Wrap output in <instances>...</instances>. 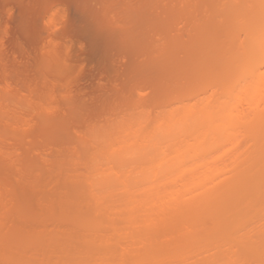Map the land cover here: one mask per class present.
Returning a JSON list of instances; mask_svg holds the SVG:
<instances>
[{
  "label": "rangeland",
  "instance_id": "obj_1",
  "mask_svg": "<svg viewBox=\"0 0 264 264\" xmlns=\"http://www.w3.org/2000/svg\"><path fill=\"white\" fill-rule=\"evenodd\" d=\"M246 1L250 6L253 3L256 6V0H237V4ZM223 2L226 4L224 5ZM237 4L233 0H0V264H87L88 262L95 264L94 260L97 259L92 262L88 258L93 259V256L105 250H108L107 253L110 251L109 255L112 251V254L119 252L125 257L132 258V264H148V261H152L150 262L152 264L153 260H157V264H193L194 262V264H213L210 258L215 259L213 256H216V250L224 255L221 253V257L218 253L217 258L232 257H230L232 260L226 258L229 264L263 262L262 257L247 251L245 253L239 251L242 255L238 252L233 253V257L229 243L215 247L217 240L214 241L210 236L212 247L211 244L209 246L207 244V249L203 243L205 249L202 245L198 248V241L202 240L199 238L205 231L203 229H207L208 233V226L215 225L214 216L211 214L214 212H210L215 207H211L210 210V207H205L207 210L203 208L209 212L201 213L205 219L201 218L204 221V225L201 223L202 229L199 226L202 234L196 232V226L191 230L195 232V236L197 234L201 236H197L198 241L195 239L197 244L193 241L192 249L195 250H192L194 252L192 256H188L189 258L184 257V254L192 253L189 254L190 250L187 248L189 245L192 246L190 237L194 236L192 232V236L189 233L190 237L187 238L189 228L187 231L183 229L184 227L179 229L172 227L173 230L171 228L168 230L160 227L161 224L155 223L156 227L152 228L154 235L151 234L153 238L150 239V231L144 229L146 226L143 222L133 225L126 222V217H129L134 205L128 206L124 202V198L131 199V195L125 193L124 189L129 184L133 186L136 179L130 180L131 183L127 182L129 184L115 182L118 189L116 188V193L114 191V195L110 196L111 199H117L115 201L118 203L123 199L124 204L120 202L123 205H120L121 209L110 211L107 215L123 228L122 236L116 235L111 231L112 228H107L111 227L108 225L112 222L110 218L101 216L100 212L97 215L92 213L93 218L103 217L106 223L110 219L108 224H104L102 220L106 228L102 232L106 230L104 234H109L115 239L102 245L94 244V228L85 220L87 217L91 218L87 216L91 214L90 206H87L90 205L89 201L87 202L88 197L84 193L79 194L84 197L76 196L78 193L76 189L81 183V187L88 185V180H85L88 176L86 173L90 171L91 160H88L90 159L88 154L90 153L91 157L93 150L99 153L100 149H95V146L105 140H111L109 138L112 136V138L116 137L118 126L128 124L125 123L126 120L123 121L122 116L126 119L129 114L131 120L130 114L132 117L136 115V119L145 110L149 115L146 113V118L151 122L156 119V115L162 116L166 110L179 105L178 103L181 105V102L184 104L201 101L206 95H211L214 103L229 102L231 105L229 108L233 112L239 110L241 113L252 114L255 111H264V60L259 61L253 68L249 66L252 69L248 68L244 74L237 75L235 72L237 59L235 60L234 53L244 42L242 39L245 40L246 35L245 22L248 18L244 11L250 13L253 8H245L243 5L240 8ZM238 7L240 12L241 10L244 12H241L243 16L239 20L233 17V12L239 10ZM231 8L236 10L230 11ZM229 14H232L231 17ZM248 16L250 17L249 14ZM231 18L232 21L229 20ZM229 47L231 50L235 49L234 53L230 52L233 54H230L231 57L223 52H229ZM227 56L228 61L236 62L234 64L232 61H230L232 64L224 62ZM225 63L232 66L226 65L229 67L227 70ZM222 69L224 73L221 72ZM215 70L221 72L223 76ZM216 75L221 77L216 78L215 81L213 77ZM159 111L161 112L157 113ZM121 117L125 124L120 120ZM132 119L134 121V118ZM117 120L123 125L117 126L119 124ZM133 121L131 120L130 123ZM244 121L234 126L232 124L225 136H215L217 140H214L202 155L200 171L211 175L214 181L208 183L211 187L216 184L222 189L223 185L226 190L228 188L231 190L233 196L243 195L249 200L250 196L248 198L246 192L238 191L241 185L237 181H242L239 176L245 171L246 174H248L247 170L249 173L252 171L249 168L254 165L248 161L254 156L253 154H256L253 146H256L257 141H254L255 137L254 140L252 139L250 132L248 133L249 128ZM111 130L114 131L112 135ZM120 131L118 130L117 133L120 134ZM187 136L190 137L188 134ZM98 139L101 141L95 143L94 141H99ZM248 152L251 155H248ZM143 163L146 165V162H142L139 163L140 166ZM115 165L118 167L119 164ZM129 165L122 167L129 170L132 168V166L129 168ZM136 169L139 170L138 167ZM253 169L255 171L258 168ZM259 174L261 176L264 174V166ZM232 176L233 179L238 176L239 180H235L236 184L230 179ZM224 178H228L226 182L225 179L217 184V181ZM261 179L255 180L260 181L264 186V179L263 181ZM245 181L248 186L250 182ZM233 184L240 187H235ZM232 186L237 190H233ZM225 189L224 193L223 190H219L223 194L220 198L225 197ZM255 191L257 193L258 188ZM229 193L227 198L225 197L228 200L223 199V202L225 200L230 202L229 197L233 198ZM256 193L253 194L254 198L260 199L261 197L256 196ZM261 193L264 195L263 191ZM215 194L216 192H213V196ZM107 197L106 199H109V195ZM120 198L122 199L119 200ZM250 201L249 204L254 202ZM258 202L259 200L255 204ZM143 206L141 204L140 207L144 212L150 208ZM260 208L262 211L257 209L256 215L254 217L252 215V220H249L251 217L246 220L251 221L249 226H246L248 222L244 220V226L256 239L263 236L261 232L264 230V208L261 205ZM250 209L252 208L248 211ZM197 211L193 212L191 216L193 218H189L190 213L186 219L188 223L190 222L188 218L194 219L198 214ZM144 212L142 211L141 217L144 216ZM199 215L196 218L199 219ZM218 217L220 218V215ZM201 219L197 220L198 223L202 221ZM241 219L243 221L244 216ZM205 225L207 228L204 227ZM182 226L188 227L187 223ZM237 227L238 225L236 226L238 232L240 228ZM245 227L240 233H244ZM168 231H172L175 236L174 234L171 236L172 233L169 235ZM125 232L129 233L132 239ZM207 233L203 235L208 237ZM139 236L143 240L141 237L139 240ZM172 238L180 242L173 241ZM148 241L149 247L158 248L162 252H159L162 254L160 261L151 257L150 260L143 259L144 253L148 251ZM118 242L121 244L119 245ZM169 242L172 244L171 247L168 246ZM178 245H184L182 251L187 248L186 253L181 254L183 261L182 258L179 260L172 256L176 254L177 257V254L183 253L180 250V253L176 251ZM102 246V250L101 248L98 249L100 251L95 250V247ZM152 248L151 251L155 250ZM201 248L202 251H199L198 249ZM75 250L78 253L75 254ZM70 252H73V257ZM142 254H144L143 258H141ZM162 256L165 258L164 263ZM166 256H169L168 258L171 256V261L166 260ZM63 258L72 259L63 261ZM197 259H201L200 262L196 263Z\"/></svg>",
  "mask_w": 264,
  "mask_h": 264
},
{
  "label": "bare ground",
  "instance_id": "obj_2",
  "mask_svg": "<svg viewBox=\"0 0 264 264\" xmlns=\"http://www.w3.org/2000/svg\"><path fill=\"white\" fill-rule=\"evenodd\" d=\"M233 1H234V3L236 1V4H237V0H233ZM225 4L226 3H224V5ZM254 4L255 3H253L252 6H250L248 1H246L240 5L237 4L240 8H241V5L245 6V8L250 7V9L253 7L251 9L250 13H248L249 11L246 10L247 14H246V11H244L245 12L244 13L241 10V12L244 13L245 16L247 15V18H248L247 22H245V20L243 19L245 22V25H246V27H245L246 28L245 29L246 30L245 40H243L244 38L242 39V41H244V42L242 43V45L240 44L241 46L238 47L237 52L235 51V53H234L233 51L235 49L231 50L230 47H229V52L223 51L225 54L228 53L229 57H231L230 54H232V53L236 54L234 56V58L236 57L235 60L237 59V63H235L236 64L235 68L237 69V71H235V72L237 75L244 74L245 70H247L248 68L252 69L253 66H255L256 64L259 63V61L263 62V60H264V0H256V6ZM233 8H235V7H233ZM240 8H239V10L238 9L233 10L231 8V10L228 9L227 11L229 12V10L230 11L236 10V12H239L238 14L236 12H233L234 19L238 18V20H239V19H241V16H243V14L241 15ZM234 13H236V15H238V17H236V15ZM248 14L250 15V17L248 16ZM231 15H230V17H231ZM234 19H233V21H234ZM229 20L232 21V18ZM248 23H249V25H247ZM232 38H234V37L232 36ZM242 41L240 39V42H242ZM237 42H239V41H237ZM225 47H228V46H225ZM231 47H233V46H231ZM226 50H227V48H226ZM230 52H232V53H230ZM223 56H226V55H223ZM229 57L228 56L225 57L223 61L224 62H230V61L233 62V60L228 61ZM221 58H222V56H221ZM221 61H222V59H221ZM232 62H230V63L232 64ZM234 62H236V61H234ZM234 62H233V64H234ZM222 63H220V66ZM224 65L226 67V65L228 66L229 63H225ZM229 66H232V65H229ZM249 66L252 68H250ZM208 68H209V66H208ZM228 68L229 67H226L227 70H228ZM222 71H223V69L221 70V72ZM221 72H217V73H220V74L224 73V72H222V73ZM211 74H212V71H211ZM237 75H235V76H237ZM217 76L218 75H216V77H213V78H215V81H216V78L220 79V77H221V76L220 77H217ZM222 76H223V74H222ZM222 78H224V77H222ZM212 80L214 81V79H212ZM221 80H223V79H221ZM208 81H210V80H208ZM229 91H230V89H229ZM235 96L239 98L238 95H235ZM223 102H224L223 104H221L220 102H219V104L217 102L214 103L212 101L211 95H208V96L206 95L201 101L196 100L195 102L194 101L190 102V103L186 102L184 104H182L183 102H181V105H180V103H178L179 105H177V103H176L175 105H177V106H175V107L173 105H172L173 107L170 106L171 108L166 110L162 114V116L158 117L159 114L156 115L158 118L155 116L156 119H154L151 122H149L148 121L149 119L146 118L147 111H145V110H143L145 112V115H143L144 114V112H143V113H141V116L137 117L136 119H135L136 115H134V117H132V115L130 114L132 121H133L132 118H134V121L132 123H130L131 120L129 119L128 113H127L128 114L127 115L128 120H127V118L124 119V116H122L123 121L126 120L125 123H128V124H125L122 121V117H121V119L119 118L123 122V124H125V126H122V127L118 126V125H123V124L121 123V121L117 120V121H119V124H117L119 129H117L118 127H116V126H113V128L116 127L117 132H118V130L119 131L121 130L120 129V127H121L122 130L120 131V134H118L116 132V130L114 129V131L116 132L115 133L116 137L112 138L113 137L112 136L111 138H109L111 140H105L100 145H98L99 148H97L98 146L97 147L95 146V149H100L99 153H100V156L103 155L101 157L103 159L99 158L100 156H99V153L97 150H93L94 153H91V154H93V155H91V157L89 155L90 153L88 152L89 153L88 156L90 158L88 160L89 161L91 160V162H89V164H90L89 166L91 168L89 167L90 171H89V173H86V175L88 174V176H87L88 179L84 178L85 180H88V183H87L88 185H86L88 187H86V186L81 187V184H82L81 183L80 186H78L76 189V192L78 191V193L75 192L76 196L79 194L83 195V193H84L88 197L87 202L89 201L90 205L87 204V206H90L89 211L91 210L90 211L91 214L87 215V216H91L92 219L91 218L89 219V217H87L88 219L86 218L85 220H87V223H89L90 226H92V228H94V230H93L94 231V236H93L94 244L102 245L104 243H107V241L112 242L115 239H113L112 236H110L109 234L108 235L104 234L106 232V230L104 233L102 232L103 229L105 228L104 224L106 223L105 222L106 219H102L103 217H97V218H99V219H97L95 215H94L95 217L93 218L92 213L97 215L100 212L99 213L100 215L102 213L101 216H105V218L111 219L112 218L111 216L107 217V215L110 214V211H113V210H114V212H115V210L119 211L121 209L120 205L124 204L122 198L119 199V200L122 199L121 201H119V203H118V201H115L117 199L114 200V199L110 198V196L114 195L113 193L117 188L115 185V182H116V184L118 181L123 182V183L125 182V184H126L127 182H130V180L136 179V183L137 182H139V183L136 184V183H133V181H132V183L135 186L133 184H131L133 186H130V184L127 183V184H129V186L128 185L126 186V188H128V189H126L124 187L126 189V190L124 189V192L125 193L127 192V193H129L128 195H131L130 196L131 199L123 197L124 202L128 206L134 205L132 208L133 210L131 212L132 214L133 213L134 214L132 215L130 213L128 215L129 217L128 218L126 217V222L131 223V225H133L137 222H143L144 225L146 226V227L144 226L145 227L144 229L147 228L146 230L150 231L149 232L150 239L153 238L151 236V234H153L152 228L156 227L155 223L161 224L160 227H162L163 229L164 228L168 229V230H170V228L172 229V227H173V229H174V227L178 228V229L180 227H182V228L184 227L183 229H185V231H187L189 228L188 231H190V232H187V235H186L187 238L190 237L189 233L191 236H192L191 233L192 232L194 233V236L190 237V238H192L191 244L193 243V241L195 244L199 239L203 240V241L202 240L198 241L199 242L198 248H200L202 245V247L205 249L207 244H208V246L211 244V247H212V242L210 243V240H209V236H210L213 238L214 241L215 240L222 241V243H219V241L218 242L216 241V244H215V242H213V245L215 244L214 245L215 247L217 245L219 246L220 244L221 245L225 244L226 242L229 243V245L232 249L231 253H232L233 257H234V254H237L236 252L239 253V251L240 252L244 251L243 253H245L247 251V252H250V253L257 255L260 258L262 257V259H263L262 263L264 264V251H263L264 250V247H263L264 246V232H263L264 230H262V232H261V234H263V236L259 237L260 239L259 238L256 239L252 236V234H250L249 230L246 229L247 227L244 226L245 221L248 220L249 217H251V218H249V220L253 219L252 215H253V217L256 215L257 209L262 211L260 208V205L264 208V195L261 193L262 191L264 193V189H263L264 186L262 183H260V181L258 182V180H257V182H258L257 183L255 180V179H261L262 177H264V174L262 176L259 174V173H261V168L263 169V166H264V154H262V153H264V151H263L264 150V148H263L264 147V141H263L264 140V111L263 112L262 111H259V112L255 111V113H252V114L251 113L250 114L249 113L248 114L241 113L239 110H238V112H233V110H231V108H229V107H231V105H229L230 103L228 101H227L228 103H226L225 101H223ZM137 112H138V110H137ZM139 112H141V111L139 110ZM160 112L161 111H159L157 113H160ZM138 115H140V114H138ZM147 115H148V113H147ZM243 121H244V123L246 122L245 125H247L249 128L248 129L249 131L248 130L247 131H248V133L249 132L251 133L250 136L252 137V139L255 137L256 140H254V139L253 140L257 141L256 146H253V149H255L253 151H256L255 152L256 154H253L255 157L252 156L251 160H249V161L246 159L250 164L252 163V165H254V167H252L251 165H249L247 163L249 166L252 167V168H249V170L251 171V169H252V171L249 173V171L246 169L248 174H246V171H245V173L242 172L243 174L242 173L241 174L243 176L241 174H240L241 176H239V177H241L239 179H242V181L237 179L238 176H236V178H234V179H233V176H232V178H230V177L229 178L233 179V181H234L233 183H235L237 180H239L237 182L240 183L242 189L239 188L240 185H238L239 187L237 185L236 186L234 184L233 185L235 187L239 188L238 191L242 190V191L246 192V195L248 196V198L250 196L249 200L247 198H244L243 195H241L242 197H240L239 195L233 196V194H231L232 193L231 190L228 187H226V188H228L226 190L223 185L221 186L222 189H220L219 187L216 186V184L213 183L214 186L217 187V189H216V187H215V189H213L214 186L212 184H211L212 187L209 185L210 182H214L213 178L210 177L211 175L209 176V174L200 171L202 155L206 151V149L213 144L214 140L215 141L217 140V138L215 136H217V135L218 136H221V135L225 136L226 133L229 132L228 128L232 124L234 126V124H237V123L239 124L240 122L243 123ZM247 126H246V128H247ZM114 131L111 130V132H112L111 135L113 134ZM187 134L190 135L189 138H187L188 137ZM117 135H118V137H117ZM98 140L99 141H94V142L98 143L101 141L100 139H98ZM95 143H93V144H95ZM254 144H255V142H254ZM260 147L263 149L262 150L263 152L260 150L261 149ZM259 151L262 153H260ZM90 152H92V151H90ZM249 152H248V155H251V153H249ZM258 152L260 155L258 154ZM95 153H98V154H95ZM257 156H258V158L259 157L260 158L259 159L256 158ZM247 158H248V156H247ZM142 162H146V165H145V163H143L144 166L141 164L143 167L140 166V164H139ZM255 162H257L259 165H257ZM260 162H263V163H260ZM114 164H119L118 167L119 166L120 167L127 166V164L128 165L131 164L132 168H130L131 166L129 165V168H130V169L128 168L129 170H127L126 167L125 168L122 167L119 169L118 167H116V165L114 166ZM134 164L138 165V166H135ZM261 164H263V166H261ZM137 167L139 170L136 169ZM139 167H141V169ZM246 167H248V166H246ZM259 167H261V168H259ZM253 168H255V169L258 168V169L254 171ZM262 172H263V170H262ZM86 175L84 174L85 177H86ZM227 179L228 178L221 179L220 181H217V184L222 183V180H225L224 182H226ZM263 179L264 178H262L261 180L263 181ZM214 180L216 181L215 178H214ZM245 180L250 182L248 186L246 185ZM77 181H79V180H77ZM253 181H254V183H253ZM229 182H232V181L229 180ZM84 184H86V183H84ZM251 184L252 185L256 184L260 187L255 186V185L252 187ZM78 185H79V183H78ZM234 186H232V187H234ZM223 187L226 191L225 197L228 196V194H227L228 192H230L229 193V194H231L230 196H233V198L229 197L231 199L230 202L226 201V200H228V199H226L227 197L225 198L224 196H222V198H220L221 195H223V194H221L222 192L219 190H223V193H224ZM235 187L233 190H235ZM72 188L74 189V187H72ZM246 188L248 189V191ZM257 188H258V192L256 193V191L254 192V190H256ZM259 188H260L261 192L259 191ZM212 189H213V191H212ZM207 190L209 191V193H207L208 192ZM249 190H251V191L253 190V191L250 192ZM210 191H212V192H210ZM213 192H216V194L214 195L216 197L213 196ZM115 193H116V191H115ZM254 193H256V196L258 195L263 200H261V198L260 199L254 198V196H253ZM70 194H68V195L70 196ZM82 195H79V196H82ZM108 195H109V199H106V197ZM211 195H212V197H211ZM217 195H219V196H217ZM82 197H84V196H82ZM115 197H117V195H115ZM125 197H126V195H125ZM76 198L78 200V197H76ZM118 198H119V196H118ZM219 198H220V201L218 200ZM243 198H244L245 202L242 201ZM127 199H128V201H127ZM223 199H226V200L223 202ZM129 200H131V201L129 202ZM189 200H191L192 203ZM250 200H252L254 202H252ZM258 200H259V202H258L259 204L257 203L258 204L257 205L255 203ZM249 201L252 203L249 204ZM120 202H122V204ZM210 202H212V203H210ZM213 202H215V203H213ZM220 203H222V204H220ZM253 203L257 206H255ZM141 204H142V206L144 205L145 207L150 206L149 210L147 212H144V210H142L140 207ZM216 204H217V206H216ZM236 205H238V206H236ZM251 205L254 207H252ZM205 207L206 208L210 207L209 210L211 209V207L212 208L215 207V209L210 210V212L211 211L214 212V213H211L212 216H214L213 217L214 222L216 220L215 218H217L220 215V218L219 217H218L219 219L217 218L218 222L216 220L217 224H216V222L215 223L213 222V224H215L216 226L215 225L211 226L212 231H211V227L208 226V233L210 232L209 234L207 233V229H203V230H205L204 232H202V230H201L202 226L204 225L203 220H205V219H203L202 214H203V212H209V210L206 211L207 209ZM216 207L217 208L220 207V208L217 209ZM238 207H240V208H238ZM243 207H245V209H243ZM203 208H205L206 210ZM247 208L248 209L252 208V209H250L248 211ZM253 208H254V211H253ZM104 209H106L107 212L109 210V213H107V212L104 213ZM216 209L218 211H221V213H218V211ZM142 211L145 213L143 217H141ZM194 211H197V213H198V214H196V217H198L197 215L200 214L199 219L202 218L203 220L202 219L201 220L203 222L200 221L198 223L197 220H199V219L196 217H194V219H189V218H193L191 216L193 215ZM251 211H253V212H251ZM190 213H191V215H190ZM194 213H196V212H194ZM215 213H216V215H215ZM204 215H206V214L204 213ZM188 216H189L188 221H190L189 223L186 220ZM238 216H240L239 220H238ZM243 216H244V219H243V221H241L242 220L241 218ZM236 218H237V220H236ZM89 220H90V222H89ZM102 220L103 221L105 220L104 224H103ZM109 220H107L108 223H109ZM111 221H112V219H111ZM194 221L196 222L195 224H194ZM182 222H186L188 227L182 226V225H186V223L184 224ZM246 222H248V224L246 223V226H249L251 223V221H246ZM108 223H106V224H108ZM205 224H206V221H205ZM108 225H110L111 227H107V228H109V229L112 228L111 231H114V233L116 235L122 236L123 233L121 231H123V228L120 227L119 223H117L116 221L113 220L111 222V224L109 223ZM178 225H179V227H178ZM190 225H193V226H190ZM237 225H238L237 228H240L239 229L240 231H238V232L236 231ZM239 225L240 226L242 225L241 226L242 228ZM195 226L198 229L195 228ZM199 226L201 229L199 228ZM243 226L245 227L244 233H240V232H242V229L244 228ZM193 227L195 228L196 232L199 231L200 233L202 232L203 234L207 233L208 237H206V235H203L202 233H201L202 237H200L201 235H198L197 233H196L197 235L195 236V232L191 231V230H194ZM204 227L207 228V225H205ZM213 227L215 229H213ZM168 232H169V235L172 233L171 236H173L174 233L172 231L171 232L168 231ZM125 233L129 234L127 232H125ZM261 234H260V236H261ZM183 235H184V232H183ZM174 236H175V234H174ZM197 236H199L200 238L198 239ZM124 237H126V236H124ZM129 237H130V234H129ZM140 237L141 236H139L138 239L143 240V238L141 237V239H140ZM169 237L170 236H168V238ZM219 237L221 240L218 239ZM221 237H223V239ZM127 238H128V235H127ZM206 238H208V239L206 240ZM195 239L197 240L196 242H195ZM172 240H173V238H172ZM175 240L180 242V240H178V239H175ZM175 240H173V241H175ZM205 240H206V242H205ZM149 241H150V246H151V240H149ZM149 241L147 243V246L149 245ZM152 242H153V240H152ZM200 242H202V244ZM114 243L116 245H118L115 241H114ZM203 243L205 244V247L203 246L204 245ZM120 244L121 243H119V245ZM169 244H170V242H169ZM194 244H192L191 247H190V245H189V247H187L188 250H190V252H188L189 254L192 252V250H195V249H192V247L194 248ZM168 246L171 247L172 244H170ZM181 246L178 247L179 249L177 247H175V249L177 248L176 251L180 250L183 253H180V251H179L180 254H177V257H178L177 258L176 254H175L176 251L174 250L175 252L173 251V253L175 255H172V256H175V258L179 259V260L182 258L181 260L183 261L184 258H183V256H181V254L183 255L184 252L186 253L187 248L185 246L184 248H186V249H184L182 251V248L184 245L182 247ZM102 248H103V246L102 247H95V250L96 251L98 249L102 250ZM150 248H152V247L148 246V249H147L148 251L146 250L147 252L144 253L146 256L144 254H142L141 258H143V255H144L143 259L146 258V259L150 260V257H151V259L158 258V261H160L159 260L160 255H162L160 253H162V252H160L158 248L155 249L153 247L155 250H153V248H152V250L157 252V253L156 252L153 253V251H151ZM206 248L208 249V247H206ZM100 250H98V251H100ZM198 250L202 251V248L198 249ZM107 251L105 250V251H102L101 253H98L96 256H93L94 257L93 259H91L92 257H90V256H89L90 258H88V257H86V258L92 260V262L94 259H97V260H94L95 264H132L131 263L132 258L125 257L124 254L119 253V252H116V254H115L114 251H113L114 252L113 254L111 251V255H109L110 251L108 252L109 254L107 253ZM197 251H195V253ZM93 252H95V251H93ZM193 252L190 255L184 254V257L192 256ZM216 252H217V254L219 253V256H221L220 254L222 252L220 253V251L218 252L217 250H216ZM76 253H78V251L76 252V250H75V254ZM117 253H119L120 255L119 254L117 255ZM241 253H239V254L242 255ZM71 254L70 255L73 257V252ZM114 254H115V256H114ZM217 254H216V256L215 255L213 256V257H215V259L210 258V261H212L213 264L214 263L215 264H217V263H219V264L220 263L221 264H227L228 263L229 264L230 263V262H228V260H226V258L230 259L231 256L230 257L226 256L225 258L220 259V258H217V256H218ZM121 255H123V256H121ZM139 255H136V256H139ZM222 255H223V253H222ZM119 256H121V257H119ZM162 257H161V259H162ZM166 257H167L166 260L170 259V261H171V259H172L171 256H170V258H168L169 256H166ZM135 258H138V257H135ZM190 258H192V257H190ZM71 259L67 258V260H66V258L65 259L63 258V261L64 260L68 261ZM136 260H135V262H136ZM163 260L162 261L164 263L165 258ZM199 260H201V259L195 260L196 263ZM214 260L215 261L217 260V262H214ZM218 260H219V262H218ZM222 260H224L223 261L224 263L221 262ZM230 260H232V259H230ZM85 261H86V259H85ZM156 261L157 260H153L154 263ZM193 261H190V262H193ZM208 261L209 260H207V262ZM87 262H88V260H87ZM140 262L143 263L142 260ZM148 262H149L148 264H150V262H152V261H148ZM225 262H227V263H225ZM154 263H152V264H154ZM155 264H157V262ZM202 264H204V263H202Z\"/></svg>",
  "mask_w": 264,
  "mask_h": 264
}]
</instances>
